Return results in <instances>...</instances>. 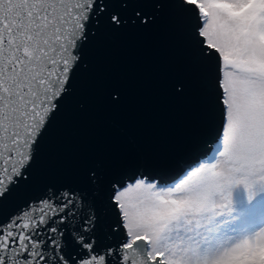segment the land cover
Here are the masks:
<instances>
[{
    "label": "snow or ice",
    "instance_id": "obj_1",
    "mask_svg": "<svg viewBox=\"0 0 264 264\" xmlns=\"http://www.w3.org/2000/svg\"><path fill=\"white\" fill-rule=\"evenodd\" d=\"M162 21L203 95L190 158L47 174L86 49ZM0 264H264V0H0Z\"/></svg>",
    "mask_w": 264,
    "mask_h": 264
},
{
    "label": "water",
    "instance_id": "obj_2",
    "mask_svg": "<svg viewBox=\"0 0 264 264\" xmlns=\"http://www.w3.org/2000/svg\"><path fill=\"white\" fill-rule=\"evenodd\" d=\"M85 55L91 70L80 74L42 148L47 174L72 182L96 161L114 170L190 158L204 100L198 87L184 96L172 90L188 60L169 21L105 36ZM111 91L119 103L109 101Z\"/></svg>",
    "mask_w": 264,
    "mask_h": 264
}]
</instances>
